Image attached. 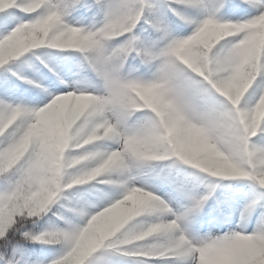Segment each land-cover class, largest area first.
Masks as SVG:
<instances>
[{
  "label": "snow or ice",
  "instance_id": "1",
  "mask_svg": "<svg viewBox=\"0 0 264 264\" xmlns=\"http://www.w3.org/2000/svg\"><path fill=\"white\" fill-rule=\"evenodd\" d=\"M0 264H264V0H0Z\"/></svg>",
  "mask_w": 264,
  "mask_h": 264
}]
</instances>
